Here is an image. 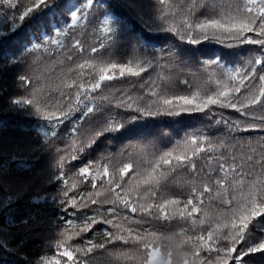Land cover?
<instances>
[{
	"label": "snow or ice",
	"instance_id": "snow-or-ice-1",
	"mask_svg": "<svg viewBox=\"0 0 264 264\" xmlns=\"http://www.w3.org/2000/svg\"><path fill=\"white\" fill-rule=\"evenodd\" d=\"M158 2L157 12L146 19L137 0H115V5L83 0L79 7L66 0H0V38L35 29L13 61L33 73L20 76V81L35 83L27 97L13 102L30 105L57 124L79 113L73 126L72 160L95 150L101 140L118 143L134 129L155 127L163 118L200 113L208 122L179 139L163 129L140 135L135 142L122 145L118 153H101L98 160L81 167L78 175L91 183L92 191L82 203L75 197L66 202L76 208H97L82 225L59 233L56 255L41 257L43 264H257V253L264 264V0ZM94 5L103 9L101 30L113 43L118 31H131L111 14L115 6L137 10L148 33H170L189 46L212 43L221 52L194 62L200 78L194 90L170 92L168 88L175 85L172 75L158 74L161 81H167L161 86L142 74L157 66L188 65L191 57L187 54L199 48L181 52L170 44L167 50H159L163 55L155 61L136 58L126 63L86 55L79 39L71 47L65 41L82 21L90 22L89 9ZM92 18L96 19L95 14ZM137 38L143 42V33ZM53 46L66 49L55 62L61 69L54 80L37 71L44 64L42 57L27 61L33 51L48 53ZM76 53L79 62L74 59ZM235 56H240L239 61ZM165 58L166 64L160 65L159 60ZM110 82L133 87L139 83L144 91L136 96L122 94L113 102L104 94L113 88ZM182 83L192 89L188 81ZM53 93H58L55 103ZM81 122L88 123L82 131L76 127ZM210 129L222 131L211 136ZM251 132L259 135H245ZM125 153L128 158L122 162ZM65 159L60 157L61 168ZM63 195L67 197L68 192ZM106 205L110 207L105 212ZM176 219L184 225L178 231L152 227V221ZM98 224L108 226L101 242L70 243L77 237L83 239L82 234Z\"/></svg>",
	"mask_w": 264,
	"mask_h": 264
},
{
	"label": "trees",
	"instance_id": "trees-1",
	"mask_svg": "<svg viewBox=\"0 0 264 264\" xmlns=\"http://www.w3.org/2000/svg\"><path fill=\"white\" fill-rule=\"evenodd\" d=\"M66 2L79 7L83 0H66ZM137 2L143 5L146 19L152 17L160 7L158 0H137ZM100 3L115 5V0H95V4ZM183 3L187 5L191 3V0H183ZM101 12L103 9L95 5L89 9L90 22L82 21L80 25L72 29L73 34L69 36L65 44L71 47L75 40L79 39L86 49V55L96 56L106 62L118 63H126L136 58L155 61L163 55L159 50H167L170 44L178 46L181 52L192 47L199 48V51L187 54L191 57L188 65L180 64L163 68L157 66L142 74L145 80L151 76L152 80L161 86H165L167 81H161L158 74L172 75L175 85L168 88L170 92L186 94L194 90L200 82L194 62L202 56L211 53L219 55L221 52V47L212 43L205 42L202 46H189L170 33H148L137 18V10H125L115 6L111 9V14L122 20L125 30L131 31H118L117 39L113 43L106 39L101 30L103 21ZM93 14L96 19L92 18ZM34 30V28H25L8 38H0V264H43L41 257L50 258L56 255L55 241L60 238L61 231L65 228L70 231L73 225H82L88 216L94 214L96 205L76 208L66 202L75 197L78 204L82 203L83 197L92 191L91 183L78 175L79 169L89 161L98 160L101 153L104 155H108L109 152L118 153L120 147L129 140L135 142L140 135L147 136L149 132L155 133L163 129L179 139L185 132L204 128L208 123L200 113L163 118V123L157 121L155 127L134 129L118 143L101 140L95 150L81 153L76 160H72L71 144L75 138L73 126L79 113L57 124L55 121L49 122L44 119L30 105L13 102L16 98L27 97L35 83V81L32 84L22 83L20 76L31 77L33 73L21 63H13L24 50V46L28 44L30 31ZM139 33H143V42L137 38ZM92 47L97 48L96 53L91 52ZM64 51L66 49L57 50L56 46H53L48 53L33 51L27 55V61L31 63L33 59L42 57L44 64L38 65L37 71L54 80L61 69V65L55 62ZM223 51L231 50L223 49ZM240 55H246V53ZM74 59L79 62L81 59L79 53L74 55ZM233 59L239 61L240 56H235ZM159 63L165 65L166 58L160 59ZM182 81H188L192 89ZM110 83L113 84V88L105 89L104 94L113 98V102L122 94L136 96L144 91L139 83L135 84V87L131 83ZM117 88L121 91L117 92L115 90ZM52 95V103H55L58 93ZM224 111L225 114L231 113L233 117L238 116L231 110ZM76 127L82 131L88 127V123L81 122ZM221 131L222 129H210L208 133L211 136H218ZM245 135L255 137L259 133L251 132ZM61 156L66 157L63 168L60 166ZM127 158L125 153L120 159L126 162ZM113 162H116L115 159ZM74 182L76 187L73 188ZM173 190H176L175 185ZM65 191L68 192L67 197L63 195ZM207 204L208 200L205 197V205ZM108 207L110 206H104L105 212ZM69 221L71 224L68 223ZM182 226L184 225L179 219L171 222L152 221V227L162 232L178 231ZM106 227L108 226L94 225L92 230L82 234L83 239L77 237L70 243L83 244L87 239L101 242L102 231ZM255 257L257 264H260L261 254L257 253Z\"/></svg>",
	"mask_w": 264,
	"mask_h": 264
}]
</instances>
